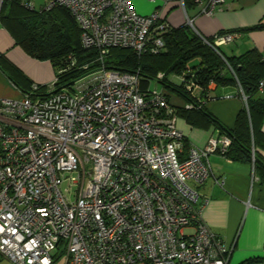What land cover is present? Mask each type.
<instances>
[{"label": "built area", "instance_id": "obj_1", "mask_svg": "<svg viewBox=\"0 0 264 264\" xmlns=\"http://www.w3.org/2000/svg\"><path fill=\"white\" fill-rule=\"evenodd\" d=\"M226 1L193 0L206 15ZM44 7L71 13L99 65L68 85L59 87L55 76L45 91L34 84L18 99H0V256L15 264H229L232 248L204 221L209 198L199 187L212 174L210 155L226 156L233 139L186 148L177 108L152 87L165 73L143 88L140 69L105 64L114 48L139 56L164 50L172 25L161 5L150 14L133 0ZM199 35L218 48L239 32L216 34L214 44ZM182 78L192 91V75ZM214 84L186 109L205 103ZM67 180L76 186L73 200Z\"/></svg>", "mask_w": 264, "mask_h": 264}, {"label": "crops", "instance_id": "obj_2", "mask_svg": "<svg viewBox=\"0 0 264 264\" xmlns=\"http://www.w3.org/2000/svg\"><path fill=\"white\" fill-rule=\"evenodd\" d=\"M28 1L31 6L38 2ZM48 1L40 0L38 8ZM133 1L142 14H149L154 10L153 6L149 8L143 0ZM34 5L32 7L36 8ZM160 5L163 16L172 27L189 24L188 19L191 18L193 29L206 38L238 30L239 35L234 41L220 46L229 57L240 56L251 49H257L264 55V0H227L213 15L200 14L199 7L195 4L184 10L178 0H168ZM258 24L261 27L252 29ZM0 56L1 61L7 60L18 67L32 83L48 85L56 76L51 61L39 60L29 55L1 22ZM187 66L190 70L183 73L188 76L196 73L197 66L192 67L190 63ZM226 71L228 75L233 73L230 68ZM183 73L168 76L169 85L159 84L177 109H186L187 103H198L205 95L203 88L196 84L189 98L175 90L174 88L183 84ZM29 91L30 88L24 90L12 82L0 67V99H18ZM260 95L263 97L264 91ZM210 96L200 108L204 107L225 127L218 124L193 125L185 116L177 113L181 117L177 121V127L185 136L186 148L191 145L203 147L211 137L225 135L226 128H233L238 113L247 104V97L238 82L215 81L210 89ZM258 124L264 134V118ZM259 142L255 151L264 161V141L260 138ZM209 160L212 174L199 187L201 194L209 198L203 211L204 221L232 248L229 264H264V181L255 170V162L253 159H230L220 153L211 154ZM217 180L223 181V184H219Z\"/></svg>", "mask_w": 264, "mask_h": 264}, {"label": "trees", "instance_id": "obj_3", "mask_svg": "<svg viewBox=\"0 0 264 264\" xmlns=\"http://www.w3.org/2000/svg\"><path fill=\"white\" fill-rule=\"evenodd\" d=\"M185 3L186 8L195 4L193 0H186ZM44 5L36 9L30 7L28 0H3L0 22L29 55L39 60L51 61L56 76L59 77L58 86L61 87L96 70L99 63L95 60L96 51L83 46L81 28L71 13L64 7L47 10ZM259 27L260 24L252 29ZM222 33L224 32L220 34ZM208 40L214 44V37H209ZM195 59H200V63L192 79L204 92L211 80L218 83L238 82L242 87L247 104L238 113L233 128H226V135L233 139L226 157L253 159L255 170L264 181V161L255 151L260 138L264 141V134L258 124L264 118V96L260 95L264 91L260 89V82L264 81V55L259 50L251 49L240 56L229 57L220 47L216 49L206 43L192 26L185 24L172 27L165 35V48L161 53L139 56L131 49L114 48L106 56L105 64L108 68L121 71L140 69L142 87L147 88L150 80L159 72L165 73L162 83L169 85L168 76L182 74ZM1 60L0 56V67L16 85L24 90H31L37 84L42 91L46 90V84L32 83L14 64ZM229 68L234 74L228 75L226 69ZM174 89L188 98L192 93L187 90L185 83ZM177 113L185 116L193 125L218 124L225 127L204 107L178 108Z\"/></svg>", "mask_w": 264, "mask_h": 264}, {"label": "rangeland", "instance_id": "obj_4", "mask_svg": "<svg viewBox=\"0 0 264 264\" xmlns=\"http://www.w3.org/2000/svg\"><path fill=\"white\" fill-rule=\"evenodd\" d=\"M36 1V0H35ZM39 1L40 0H38V2H34L35 3V5L34 4H32V6L34 5V6H36V9H38V5H39ZM143 1H145L146 2V5L150 8V6H153L154 7V10L156 9V6L157 5H160V4H162L163 3V1L161 2L160 0H158L157 2H152L151 0H143ZM134 2V1H133ZM46 4V3H45ZM134 4H135V2H134ZM148 8V9H149ZM153 10V11H154ZM152 11V12H153ZM151 12V13H152ZM150 14V13H149ZM190 64H191V66L192 67H196V66H198V64H199V59H195V60H193V61H191L190 62ZM152 87H159V84L158 83H155V82H153L152 83ZM160 88V87H159ZM181 117L180 116H178L177 117V121L180 119ZM178 126V125H177ZM179 130H180V128H178ZM209 141V140H208ZM200 147V146H199ZM204 147V146H203ZM71 187V189H70V192H66V194L69 196V198L71 199V200H73L74 199V197H73V192H74V190L76 189V186L74 185V184H72V182L70 181V180H67L65 183H64V185H63V189L64 190H66V189H69ZM63 263V259L62 258H58L56 261H55V263L54 264H62ZM0 264H15V263H13V262H11L10 260H8V259H6V258H4V257H1L0 256Z\"/></svg>", "mask_w": 264, "mask_h": 264}, {"label": "water", "instance_id": "obj_5", "mask_svg": "<svg viewBox=\"0 0 264 264\" xmlns=\"http://www.w3.org/2000/svg\"><path fill=\"white\" fill-rule=\"evenodd\" d=\"M217 49V48H216Z\"/></svg>", "mask_w": 264, "mask_h": 264}]
</instances>
